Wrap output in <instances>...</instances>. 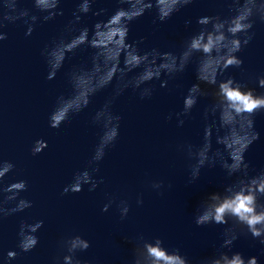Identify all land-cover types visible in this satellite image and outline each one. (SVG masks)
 <instances>
[{"label": "clouds", "instance_id": "obj_1", "mask_svg": "<svg viewBox=\"0 0 264 264\" xmlns=\"http://www.w3.org/2000/svg\"><path fill=\"white\" fill-rule=\"evenodd\" d=\"M22 0H0V42L8 38L3 31L9 24L18 21L27 26L26 36H30L39 21L48 22L57 16H63L60 8L62 0H31L35 14L29 8L21 7ZM96 0H78L73 11V20L65 27L64 34L55 38L50 45L41 50L48 74L52 80L63 68L65 61L81 49H91L90 65L73 66L68 73L71 92L56 98L55 106L49 115V127L58 129L73 115L82 112L91 103L92 97L115 81V95L93 116L92 122L99 125L102 133L94 149L88 166L74 173L72 182L65 186L63 194L79 193L84 185L88 191H94L103 179L97 180L99 163L104 159L106 150L115 144L119 136L121 117L112 111L115 96L131 88L139 90L140 99L151 98L155 91L154 81H160V87L166 88L169 80L182 74L195 61L196 79L183 96L182 109L175 113L177 126H183L201 97H212V103L204 112L205 121L209 115L214 117L212 123H205L200 144L182 145L190 161V183L197 180L201 169L215 167L219 163L228 177H235L232 183L225 186L223 194H210L201 202L194 216V223L200 226L210 224L230 225L222 232V243L217 254L200 261V264H259L257 256L244 258L240 252H232L235 241L241 235H250L264 246V170L250 174L249 162L245 153L259 139L254 128V117L264 112V92L257 94L247 84L228 76L220 79L229 68H241L244 61L237 53L241 52L252 41V32L257 20L264 22V0H229L228 16H201L196 23L199 29L184 39L179 51H161L157 48L143 50L139 47L144 38L129 42L130 24L146 12L156 10L153 23H163L174 13L179 12L194 0H117L121 5L106 19L97 21L92 29L77 27L82 17L90 12L100 16L106 10L93 11ZM123 5H127L124 7ZM185 21V25L190 24ZM134 73V75H129ZM167 77L166 79H162ZM259 88L264 89V75L256 78ZM206 85L208 88H203ZM211 89V90H209ZM172 113L166 117L171 120ZM215 143L221 148L213 150ZM43 139L36 140L31 148L33 156L47 148ZM15 165L0 158V222L13 214L23 212L33 206L32 201L21 196L28 190V182L20 179L5 183V177ZM163 181H153L151 188L163 194ZM171 187V185H168ZM113 199L104 204L101 211L107 212ZM137 205L143 204L138 196ZM8 205H12L9 207ZM121 220L128 216L130 205L121 200L117 205ZM44 221L34 223L22 221L19 227L17 248L20 252H30L39 243L35 233L43 227ZM91 246L90 241L81 235L62 237L59 248L63 255L55 256L52 264H84L78 252H84ZM227 249L228 251H224ZM231 252V255L229 253ZM18 252H7V260L17 258ZM264 255V248L261 249ZM131 264H190L179 248L169 251L164 247V240L159 236L151 239L139 235L135 238Z\"/></svg>", "mask_w": 264, "mask_h": 264}]
</instances>
